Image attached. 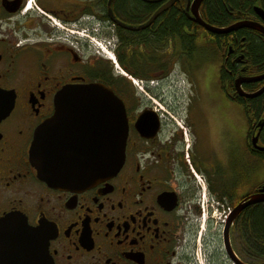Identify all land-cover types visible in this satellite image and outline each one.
<instances>
[{
  "label": "flooded vegetation",
  "instance_id": "obj_1",
  "mask_svg": "<svg viewBox=\"0 0 264 264\" xmlns=\"http://www.w3.org/2000/svg\"><path fill=\"white\" fill-rule=\"evenodd\" d=\"M210 1L0 0V223L16 217L13 241L28 245L17 258L36 248L46 264L260 263L234 241L236 219L260 202L236 208L264 193V118L250 119L237 100L264 90L246 97L236 86L264 87L246 80L264 71L249 70L238 34L260 31H214L199 17L214 28L264 18L252 5L211 23ZM96 82L123 101L124 161L88 186L51 185L30 159L35 132L63 87Z\"/></svg>",
  "mask_w": 264,
  "mask_h": 264
},
{
  "label": "water",
  "instance_id": "obj_2",
  "mask_svg": "<svg viewBox=\"0 0 264 264\" xmlns=\"http://www.w3.org/2000/svg\"><path fill=\"white\" fill-rule=\"evenodd\" d=\"M256 11L264 18L262 8L256 7ZM199 20L214 31L228 32L248 26L264 34V25L259 22L237 21L226 27L214 28L200 17ZM263 78L264 72L246 80ZM241 82V79H236L237 90L246 97H254L264 90L261 87L255 92L244 91ZM127 132L123 101L111 88L99 82L69 84L57 93L53 114L37 128L30 148V159L38 168L39 177L51 185L88 186L111 176L120 168L125 156ZM259 147L264 149V146ZM261 201H264V193L252 194L247 201L238 205L237 212L248 204ZM233 217L234 214L228 219L225 238ZM15 218L9 217L0 223L1 264H46L41 250L36 248L33 251L29 248L25 250L32 255L26 260L17 258L18 253L23 251L21 247L28 245H16L13 241L18 228L14 225ZM256 264H264V261Z\"/></svg>",
  "mask_w": 264,
  "mask_h": 264
},
{
  "label": "trees",
  "instance_id": "obj_3",
  "mask_svg": "<svg viewBox=\"0 0 264 264\" xmlns=\"http://www.w3.org/2000/svg\"><path fill=\"white\" fill-rule=\"evenodd\" d=\"M252 5H258L264 9V0H218L217 2L213 0L206 6L209 8V13L205 11L204 17L208 22L226 25L238 19L240 14L246 15L251 12L246 9ZM238 10L241 11L240 14ZM238 34L239 36L244 35L246 39V49L250 57L249 70L254 73L264 71V34L246 28L238 30ZM257 85V83H252L246 87L251 90ZM237 100L244 103V112L250 119L264 118V92L254 98L238 97ZM256 100L259 101L258 106L255 104ZM261 158L264 162V153H261ZM234 228V241L241 251L243 259L263 262L264 202L245 209L242 215L236 219Z\"/></svg>",
  "mask_w": 264,
  "mask_h": 264
},
{
  "label": "rangeland",
  "instance_id": "obj_4",
  "mask_svg": "<svg viewBox=\"0 0 264 264\" xmlns=\"http://www.w3.org/2000/svg\"><path fill=\"white\" fill-rule=\"evenodd\" d=\"M180 87L183 88L181 83H180L179 86H178V90H179ZM166 90H167V87H164V90H163V92H165L164 95L167 97V99H171V97L173 96V92H166ZM174 93H176V92H174ZM242 117H243L244 121H246V118H245L244 112H243V114H242ZM256 178H260V180H262V179L264 178V167H263V165H260L259 176H258V171L256 170ZM214 220H216V219L214 218ZM214 224H215V222H214ZM203 225H204V224H203ZM215 225H216V226H219V225H217V224H215ZM215 225H214V227H216ZM204 226H205V225H204ZM204 226H203V227H204ZM199 229L202 230V231H204V229L202 228V226H200ZM210 229L213 230V228H210ZM201 237H203V234H202ZM198 246H199V245H198Z\"/></svg>",
  "mask_w": 264,
  "mask_h": 264
},
{
  "label": "built area",
  "instance_id": "obj_5",
  "mask_svg": "<svg viewBox=\"0 0 264 264\" xmlns=\"http://www.w3.org/2000/svg\"><path fill=\"white\" fill-rule=\"evenodd\" d=\"M102 48L103 51H105L106 53H110V51L107 49V46L105 44H101L100 42H98ZM135 83H139L140 80L136 79L134 80ZM223 217L227 216V213L223 212ZM213 216L216 219L215 220V224H218L220 221V218H222V213L218 212L217 209H214L213 211Z\"/></svg>",
  "mask_w": 264,
  "mask_h": 264
}]
</instances>
